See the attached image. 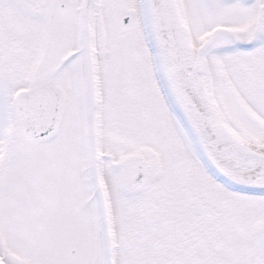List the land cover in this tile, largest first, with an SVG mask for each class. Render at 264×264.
Wrapping results in <instances>:
<instances>
[{
    "label": "snow or ice",
    "instance_id": "1",
    "mask_svg": "<svg viewBox=\"0 0 264 264\" xmlns=\"http://www.w3.org/2000/svg\"><path fill=\"white\" fill-rule=\"evenodd\" d=\"M0 264H264V0H0Z\"/></svg>",
    "mask_w": 264,
    "mask_h": 264
}]
</instances>
